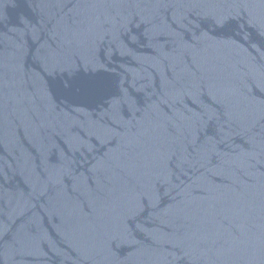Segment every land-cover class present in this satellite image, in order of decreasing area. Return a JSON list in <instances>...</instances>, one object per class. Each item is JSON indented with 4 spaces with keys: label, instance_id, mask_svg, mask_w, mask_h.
Instances as JSON below:
<instances>
[{
    "label": "water",
    "instance_id": "95a60500",
    "mask_svg": "<svg viewBox=\"0 0 264 264\" xmlns=\"http://www.w3.org/2000/svg\"><path fill=\"white\" fill-rule=\"evenodd\" d=\"M0 264H264V0H0Z\"/></svg>",
    "mask_w": 264,
    "mask_h": 264
}]
</instances>
